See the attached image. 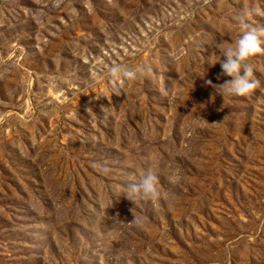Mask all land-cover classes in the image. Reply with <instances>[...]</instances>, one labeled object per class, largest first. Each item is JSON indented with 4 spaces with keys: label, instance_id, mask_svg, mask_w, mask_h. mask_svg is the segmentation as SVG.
I'll return each instance as SVG.
<instances>
[{
    "label": "rangeland",
    "instance_id": "374dc122",
    "mask_svg": "<svg viewBox=\"0 0 264 264\" xmlns=\"http://www.w3.org/2000/svg\"><path fill=\"white\" fill-rule=\"evenodd\" d=\"M252 8L0 0V264H264V44L250 95L205 84Z\"/></svg>",
    "mask_w": 264,
    "mask_h": 264
},
{
    "label": "clouds",
    "instance_id": "9594fccd",
    "mask_svg": "<svg viewBox=\"0 0 264 264\" xmlns=\"http://www.w3.org/2000/svg\"><path fill=\"white\" fill-rule=\"evenodd\" d=\"M254 14L262 15L264 12L259 8L246 9L241 17V23H244L248 17ZM262 36H264V29L250 27L243 31L231 46H225L223 42L217 44L219 59L210 61L209 64L215 66L219 63L222 70L221 74L231 77V79L220 85H213L210 80L205 81V84L214 88L210 102H214L217 95L222 96L224 101L226 95L248 96L257 88L258 82L254 79V66L250 63V58L262 50L261 45L264 44V40L261 39ZM150 71L151 69L147 66L129 69L124 66L113 65L110 69V75L114 81L120 78L134 80ZM157 183V176L152 171H148L141 177L139 183L131 185V191L144 199L156 200L160 195ZM127 198L134 201L130 197Z\"/></svg>",
    "mask_w": 264,
    "mask_h": 264
}]
</instances>
